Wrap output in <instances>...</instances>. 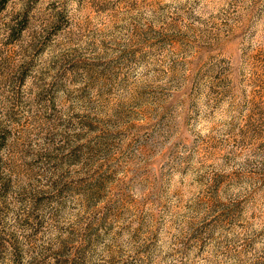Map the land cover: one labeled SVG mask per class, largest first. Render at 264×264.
<instances>
[{
    "label": "rangeland",
    "instance_id": "1",
    "mask_svg": "<svg viewBox=\"0 0 264 264\" xmlns=\"http://www.w3.org/2000/svg\"><path fill=\"white\" fill-rule=\"evenodd\" d=\"M0 124V264H264V0H6Z\"/></svg>",
    "mask_w": 264,
    "mask_h": 264
},
{
    "label": "trees",
    "instance_id": "2",
    "mask_svg": "<svg viewBox=\"0 0 264 264\" xmlns=\"http://www.w3.org/2000/svg\"><path fill=\"white\" fill-rule=\"evenodd\" d=\"M0 2H1V3H0L1 6H3V5L5 4V2H6V0H1ZM0 130H2V126H1V124H0Z\"/></svg>",
    "mask_w": 264,
    "mask_h": 264
}]
</instances>
